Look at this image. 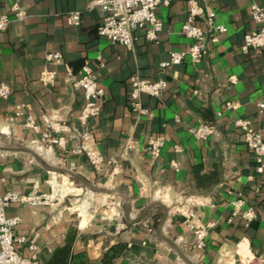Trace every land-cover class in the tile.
Segmentation results:
<instances>
[{
  "label": "crops",
  "instance_id": "crops-1",
  "mask_svg": "<svg viewBox=\"0 0 264 264\" xmlns=\"http://www.w3.org/2000/svg\"><path fill=\"white\" fill-rule=\"evenodd\" d=\"M93 1L20 0L25 17L0 31V83L11 90L0 100V148H26L41 160L0 151V196L8 191L79 195L81 188L66 175L48 172L53 167L72 171L98 188H123L125 195L91 198L88 191L74 207L76 217L62 199L50 205H10L6 216L20 219L13 235L24 239L15 243L16 251L32 264H184L153 228L161 209L153 207L139 223L129 225L120 210L125 197L134 218L153 202L167 207L163 234L193 264H239L238 256L243 262L250 254L264 257V167L257 172V161L233 126L246 119L264 141V50L242 51L243 37L260 28L249 8L254 3L264 9V0H201L205 14L196 25L206 34L205 56L196 64L186 58L166 69L161 64L169 52H185L191 45L181 28L187 19L185 0L156 8L162 25L158 41H139L131 50L98 36L102 15L90 8ZM11 4L0 0V14L11 16ZM70 12L81 13L79 26L68 22ZM219 26L225 31L214 32ZM54 52L61 54L60 64L45 61ZM84 67L103 90L99 116L86 126L78 121L84 102L74 85ZM43 72L54 73L51 84L40 81ZM135 75L167 83L160 97L141 98L147 115L129 107V78ZM29 120L36 131L25 127ZM47 120L78 133L88 130L85 146L101 156L100 169L74 152L71 139L65 150L41 144ZM204 124L214 132L202 141L190 128ZM158 137L162 148L153 159L147 144ZM248 208L256 218L246 225L242 211ZM190 212L206 230L202 251L193 247ZM31 245L35 252L28 249Z\"/></svg>",
  "mask_w": 264,
  "mask_h": 264
},
{
  "label": "built area",
  "instance_id": "built-area-1",
  "mask_svg": "<svg viewBox=\"0 0 264 264\" xmlns=\"http://www.w3.org/2000/svg\"><path fill=\"white\" fill-rule=\"evenodd\" d=\"M174 0H95L90 4L91 9H96L102 15L100 26L97 28L98 36L106 39L110 44L120 45L129 50L135 47L139 41L146 43L157 42L159 34L162 31L161 22L156 15V8L167 7ZM187 4V19L182 25V33L184 37L190 40V46L185 52H169L168 59L161 64V69H166L169 66H177L188 58L192 63L196 64L206 54L204 44L206 34L199 26L196 25L197 18H201L205 14L204 7L200 3L201 0H185ZM20 0H12L8 14H0V31L6 30L13 21H22L25 17L23 11L19 8ZM251 19L260 28L246 34L242 40V51L248 49L264 50V9L252 3ZM68 22L73 26H79L81 21V13H68ZM214 32H224L225 27L219 26L213 29ZM45 61L50 64H60L62 56L59 52L50 53L46 56ZM54 73L43 72L40 76V81L44 84H51ZM67 77L73 78L70 69H67ZM74 85L81 91L83 98V107L80 111L78 121L82 126L93 118L99 116L103 90L99 88L98 81L91 73L88 67H84L78 77L74 80ZM233 82L234 79L232 78ZM129 107L132 112L140 114H148L142 108L141 98L147 96L149 98H158L167 89V83L163 79L149 81L142 79L139 76H131L129 78ZM11 94L9 86L0 83V100L7 99ZM227 109H231V105H226ZM260 108L263 105H259ZM21 114L20 108L15 114L16 117ZM233 126L241 131L243 143L248 150L253 154L255 161L258 163L257 172H262L264 164V141L261 134L251 127V124L246 119H238L233 123ZM25 127L31 128L34 131L37 127L29 120ZM190 132L197 139L205 141L210 137L214 128L209 125H201L190 128ZM39 142L48 146H58L65 150L66 140L75 141V153L82 154L86 161L95 170H99L102 164L101 156L94 150L85 146L86 141L90 138V132L84 130L83 133H78L68 129L66 126L54 121H46L43 132H40ZM162 146L161 138H151L147 144V150L150 156L155 159L159 156ZM53 194V193H52ZM54 202L52 195H23L17 191H8L0 196V264H32L30 257L21 256L15 248V243H22L24 239L16 240L13 235L15 227L20 223V219L16 217H7L5 214L6 208L12 204L25 203L31 206L50 205ZM241 201H238L240 204ZM240 208V207H239ZM238 211V208H237ZM188 226L194 230L195 243L193 247L197 251H202L205 247L206 230L197 224L195 215L189 213ZM242 218L246 225L256 218L255 212L251 208L242 211ZM31 252H35L36 248L31 245L28 247ZM239 264H264V257H255L252 254L245 258V262L241 261L238 256Z\"/></svg>",
  "mask_w": 264,
  "mask_h": 264
},
{
  "label": "water",
  "instance_id": "water-1",
  "mask_svg": "<svg viewBox=\"0 0 264 264\" xmlns=\"http://www.w3.org/2000/svg\"><path fill=\"white\" fill-rule=\"evenodd\" d=\"M5 150V151H14V152H24V153H28L30 154L35 160L41 162L40 157L35 154L33 151L28 150L26 148H19L17 149H10V148H0V151ZM57 172L63 175H66L68 177V179L70 180L71 178L76 181L77 183H79L81 186H83L87 191H90L91 193H96V194H116V192H123L125 195V190L119 189L117 191L111 192L107 189H100L98 187H96L94 184L89 183L87 181H85L84 179H82L81 177H79L78 175H76L74 172L69 171L67 169H62V168H49L48 172ZM158 206L161 211H162V215L158 220L157 226H156V232L158 233V236L169 246V248H171L172 250H175L178 257L180 258V260L184 263V264H193L192 261L190 262V260L188 258H186V256H184V254L182 253L181 249L177 247V245L175 243H173L170 239H168L167 237L164 236L163 234V226L165 224V222L168 219V209L167 207H165L161 202H153L149 205H147L146 207L142 208L139 212V216L138 217H132V215L130 214V203L129 200L127 198H123L122 204L120 206V210H121V214L124 215V219L126 221L127 224L129 225H135L137 223H139V221H141L146 215L147 211L153 207Z\"/></svg>",
  "mask_w": 264,
  "mask_h": 264
},
{
  "label": "rangeland",
  "instance_id": "rangeland-1",
  "mask_svg": "<svg viewBox=\"0 0 264 264\" xmlns=\"http://www.w3.org/2000/svg\"><path fill=\"white\" fill-rule=\"evenodd\" d=\"M70 181L73 183V186L77 187V188H81V192L79 195H62L60 193H54V194H51L53 196V199H62L65 201L67 207L70 209V213L73 214V216H77V214L79 213L78 210H74V207H76L77 205H79L82 201H83V198H84V195L88 192L83 186H81L79 183H77L76 181H74L72 178L70 179ZM100 189H107L111 192H114V190H111L110 187H100ZM97 194L96 193H91V198L96 196ZM116 197V196H115ZM91 203V202H90ZM93 203V202H92ZM109 206V205H108ZM92 208V204L90 206H88V208L86 209L85 213H88V211H90ZM107 208V205L104 207V208H100V210L102 209H106ZM78 220H80L79 217H77Z\"/></svg>",
  "mask_w": 264,
  "mask_h": 264
},
{
  "label": "trees",
  "instance_id": "trees-1",
  "mask_svg": "<svg viewBox=\"0 0 264 264\" xmlns=\"http://www.w3.org/2000/svg\"><path fill=\"white\" fill-rule=\"evenodd\" d=\"M159 218H160V215L156 214V216L154 217V220H153V228L154 229L157 226V223H158Z\"/></svg>",
  "mask_w": 264,
  "mask_h": 264
},
{
  "label": "bare ground",
  "instance_id": "bare-ground-1",
  "mask_svg": "<svg viewBox=\"0 0 264 264\" xmlns=\"http://www.w3.org/2000/svg\"><path fill=\"white\" fill-rule=\"evenodd\" d=\"M53 172H54V171H53ZM89 192H90V191H89ZM239 251H240V250H239ZM240 252H241V254H242V253H244V250H241ZM241 254H240V255H241ZM246 255H247V254H246ZM241 257H242V255H241Z\"/></svg>",
  "mask_w": 264,
  "mask_h": 264
}]
</instances>
